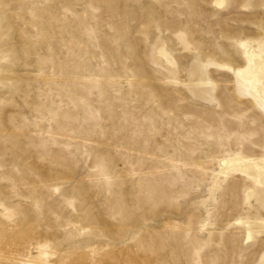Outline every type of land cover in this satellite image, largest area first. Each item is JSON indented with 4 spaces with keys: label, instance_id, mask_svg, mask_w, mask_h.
Segmentation results:
<instances>
[{
    "label": "rangeland",
    "instance_id": "obj_1",
    "mask_svg": "<svg viewBox=\"0 0 264 264\" xmlns=\"http://www.w3.org/2000/svg\"><path fill=\"white\" fill-rule=\"evenodd\" d=\"M263 41L264 0H0V264H264Z\"/></svg>",
    "mask_w": 264,
    "mask_h": 264
},
{
    "label": "bare ground",
    "instance_id": "obj_2",
    "mask_svg": "<svg viewBox=\"0 0 264 264\" xmlns=\"http://www.w3.org/2000/svg\"><path fill=\"white\" fill-rule=\"evenodd\" d=\"M217 4L221 3L217 2ZM259 48H261L260 54H254L253 51L249 56V65L240 70L239 75L246 83L247 88H249L250 95L253 98L259 99L264 104V95L259 92V89L264 92V41ZM160 53L167 62L175 64L174 58H172L166 50L163 49ZM227 163H229V161H224V164L227 165ZM22 262L24 264H40L33 260H25Z\"/></svg>",
    "mask_w": 264,
    "mask_h": 264
}]
</instances>
